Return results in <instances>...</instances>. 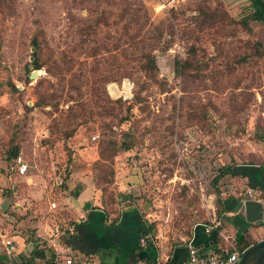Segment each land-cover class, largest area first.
Masks as SVG:
<instances>
[{
  "label": "rangeland",
  "instance_id": "374dc122",
  "mask_svg": "<svg viewBox=\"0 0 264 264\" xmlns=\"http://www.w3.org/2000/svg\"><path fill=\"white\" fill-rule=\"evenodd\" d=\"M167 1L0 0V229L28 238L25 218L51 213L78 167L113 210L134 198L159 244L214 225L217 190L248 192L240 175L215 177L264 164V58L253 44L264 29L250 0ZM185 60L194 67L181 76ZM16 144L25 175L7 159Z\"/></svg>",
  "mask_w": 264,
  "mask_h": 264
},
{
  "label": "crops",
  "instance_id": "0c3cea01",
  "mask_svg": "<svg viewBox=\"0 0 264 264\" xmlns=\"http://www.w3.org/2000/svg\"><path fill=\"white\" fill-rule=\"evenodd\" d=\"M256 29L259 33L260 29H264V23L259 21ZM248 166L238 164L237 172L234 174L244 177L249 187L242 204L239 203L238 198H225L230 210L225 214L231 216V220L219 216L212 226L209 224L205 226L204 223L196 224L192 236L183 237L177 243L163 244L154 242L152 237V243L147 240L145 244L141 242L140 232L151 220L143 215L141 209L130 211L129 200L123 201L119 207L118 223L111 225V219L117 214L112 213L107 220L101 202V192L84 168L78 167L71 173L65 187L59 191V203L52 201L49 206L50 212H56L41 216L29 215L25 218H28L33 225L28 238L18 230L12 233L0 229V232L9 236L15 246L10 254L6 245L0 240V255L7 257V261L0 260V264H21V257L33 258L34 264H54L56 256L74 257L76 261L88 259L92 264H166L172 258L187 260L189 241L191 245L199 247L204 252H215L216 249L222 251L235 248L244 231L249 232L250 239L255 241L252 244H256L264 240V219L249 222L243 204L246 199L255 198L262 201L264 206V191L259 189L264 187V171L259 166L251 167L254 169L257 185L253 187L249 174L252 169ZM250 189L258 192L259 195H251ZM44 192L45 190L42 191V195ZM33 198L40 199L38 195ZM52 203H56L55 206ZM17 206H20L19 202ZM209 226L212 228L207 231ZM217 236L220 237L219 241ZM80 263L77 261L74 264Z\"/></svg>",
  "mask_w": 264,
  "mask_h": 264
},
{
  "label": "trees",
  "instance_id": "16d2710c",
  "mask_svg": "<svg viewBox=\"0 0 264 264\" xmlns=\"http://www.w3.org/2000/svg\"><path fill=\"white\" fill-rule=\"evenodd\" d=\"M251 1V5L254 9V19L260 21V22H263L264 23V0H250ZM242 24L244 25V27L250 32V33H253V29L252 27L250 26V23H249V20L248 19H243L242 20ZM254 46H257L258 50L256 52V55H258L259 57H262L264 58V43L261 41V40H255L254 41ZM33 46L35 49H38V41L37 40H34L33 42ZM178 63V67H177V74L179 75H184L185 74V70H184V66L185 68H191V67H194L193 63L191 60H185V61H179L177 62ZM35 65L37 68H40V64L37 63V60L35 61ZM148 65L151 69H156L157 68V62H156V58L155 56H150L149 57V60H148ZM261 139H264V134L261 135ZM133 147V143L132 142H129V143H124L122 144L121 146V149L122 150H130L131 148ZM10 152L8 153V156H7V159L9 160V162L11 163H14L15 159L21 154L20 152V145L19 144H16L15 146H13L11 148V150H9ZM243 165H249L248 167H255V166H259L262 171H264V164H256V163H246V164H243ZM238 167V164H230V165H223L220 167L219 169V174L215 177V183H218L220 181V179L228 174H235L237 172V168ZM252 169V168H251ZM254 169L250 170L249 171V174H250V182H251V185L253 187H257V185L255 184V177H254ZM97 188L99 189L98 187V184H96ZM259 189L263 190L264 191V187H259ZM218 194H219V198H218V202H219V205H220V209H219V215L220 216H224L225 218H227L228 220H231V216H226V212L227 211H230L227 204H226V201H225V198H222L221 197V194H220V191L217 190ZM243 198L244 196L242 197H239L237 200L239 201V203L242 204V201H243ZM129 200L130 201V211H134V210H139L140 207L137 205L135 199L133 198H130V196H126V195H122L120 196V198H118L117 200V205L118 208L116 207L115 210H113V208H110L109 203L108 201L105 200L104 197L101 196V202H102V205L104 207V210H105V213H106V216H107V220L108 218H110V215L112 213H116L117 215L111 219V222L110 224L111 225H115L118 223L119 221V212H120V209L119 207L121 206V204L123 203V201H127ZM114 202V200H113ZM106 222V220H105ZM205 226L207 225V223H204ZM153 227H154V224L152 222H148L147 224V227L145 229H143L141 232H140V235H141V238L143 237H146L147 239V242L149 243H152L151 241V237L149 235L152 234V231H153ZM220 229V228H219ZM192 233L193 231L190 233L189 236H192ZM220 240V237L217 236V241ZM190 241L187 243L189 245ZM252 245L251 241H250V234L248 231H244L242 236L240 237V239L237 241V244H236V247L237 249H239L241 252L244 251V253L246 252V250L248 248H250ZM215 252H220L218 249H216ZM33 257V255H32ZM0 260L6 262L7 261V257L6 256H3V255H0ZM21 260H22V263L21 264H34V260L33 258L31 257H27V258H24V257H21ZM185 260H178V259H170L166 264H177L179 262H183Z\"/></svg>",
  "mask_w": 264,
  "mask_h": 264
},
{
  "label": "built area",
  "instance_id": "2783aa9c",
  "mask_svg": "<svg viewBox=\"0 0 264 264\" xmlns=\"http://www.w3.org/2000/svg\"><path fill=\"white\" fill-rule=\"evenodd\" d=\"M183 0H168L169 5H174L175 3H178ZM96 138V136L94 137ZM15 166L12 168L14 171H17L19 174L25 175L28 171V163L24 160L23 156L20 154L15 159ZM62 181H56L55 184L61 185ZM253 189L249 190V193L252 194ZM56 203H52L53 206H55ZM1 205V202H0ZM212 227H207V231H210ZM152 237V234L149 235ZM0 240L6 245L8 252L11 254L12 251L15 249V246L12 242V240L9 238L7 234L4 232H0ZM146 237H143L141 239V242L143 244L146 243ZM244 255V251L241 252L237 248H230L227 250H222L220 252H204L199 247L191 245L189 243V255L188 259L179 262L177 264H237L242 256ZM81 262L80 264H92L91 260L88 259H82L77 260ZM74 257H62V256H56L54 259V264H74L77 262Z\"/></svg>",
  "mask_w": 264,
  "mask_h": 264
},
{
  "label": "water",
  "instance_id": "95a60500",
  "mask_svg": "<svg viewBox=\"0 0 264 264\" xmlns=\"http://www.w3.org/2000/svg\"><path fill=\"white\" fill-rule=\"evenodd\" d=\"M38 76L37 71H33L31 78ZM246 219L249 222H257L264 219V206L262 201L249 198L244 201ZM237 264H264V240L252 245L246 250Z\"/></svg>",
  "mask_w": 264,
  "mask_h": 264
}]
</instances>
